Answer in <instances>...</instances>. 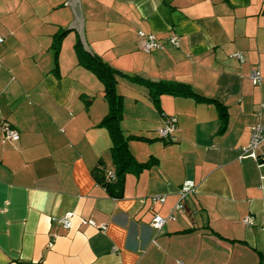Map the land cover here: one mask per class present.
<instances>
[{
  "label": "crops",
  "instance_id": "1",
  "mask_svg": "<svg viewBox=\"0 0 264 264\" xmlns=\"http://www.w3.org/2000/svg\"><path fill=\"white\" fill-rule=\"evenodd\" d=\"M79 2L93 55L203 100L163 95L156 107L145 87L119 79L120 128L145 139L128 149L151 165L126 175L112 198L94 177L114 169L108 131L97 126L108 106L78 65L67 0H0V264H264V143L243 152L264 125V85L249 80L251 70L264 78V1ZM138 31L161 48L144 53ZM166 118L176 120L171 140L158 133ZM3 126L18 141H4ZM185 182L195 190L170 221ZM68 214L69 230L60 224ZM155 216L165 220L159 231Z\"/></svg>",
  "mask_w": 264,
  "mask_h": 264
},
{
  "label": "trees",
  "instance_id": "2",
  "mask_svg": "<svg viewBox=\"0 0 264 264\" xmlns=\"http://www.w3.org/2000/svg\"><path fill=\"white\" fill-rule=\"evenodd\" d=\"M140 32V31H138ZM137 32V33H138ZM66 32L62 31L53 37V73L57 72V60L60 52L61 41ZM77 62L79 66L90 71L103 87L104 100L108 106L107 115L97 125L104 127L109 134L111 140L110 154L114 169L103 175L94 174L96 182L104 188L106 193L112 198H120L122 196L124 179L128 174H139L142 170L148 168L151 163H139L135 160L128 149L129 141H143L142 137L125 136L120 124L122 121V104L123 98L117 93L116 87L119 79H125L128 82L145 87L148 90L149 97L154 106H159V98L163 95L173 97H193L197 100H203L202 97L196 95L187 85L184 84H166L162 82H151L138 76H128L116 69L112 68L108 63L104 62L99 56L91 55L82 49L79 41L74 45ZM220 116H223L222 105L217 104ZM176 126V124H175ZM160 137V136H159ZM173 138V137H172ZM162 140H171L163 139ZM114 174L113 178L109 177V173Z\"/></svg>",
  "mask_w": 264,
  "mask_h": 264
},
{
  "label": "built area",
  "instance_id": "3",
  "mask_svg": "<svg viewBox=\"0 0 264 264\" xmlns=\"http://www.w3.org/2000/svg\"><path fill=\"white\" fill-rule=\"evenodd\" d=\"M137 38L142 42V51L146 54H149L153 50L161 48V46L156 43L154 37L150 34H145L140 31L137 33ZM1 41H2V37L0 36V42ZM169 42L172 46L177 45L176 38H171ZM234 57L236 59L242 58L240 54H235ZM249 80L251 84L254 86L264 85V78L260 75V73L257 70L250 71ZM175 124H176V120L174 118H166L164 120L163 127H161L158 131L160 138L173 139L172 137L175 132ZM1 132L4 141L16 142L19 139L18 134L8 126H3L1 128ZM262 143H264V125H258L252 129L250 142L243 152L245 154L251 153L252 156H254L255 151L258 150V148L261 146ZM113 176L114 174L110 172L109 177L112 179ZM194 190L195 189L192 182L183 183V185L180 187L178 191V196H179L178 204L169 214L168 220L170 221L174 220V213L183 209L182 203L186 200L188 195L194 192ZM152 202L162 204L163 198L161 197L154 198L152 199ZM71 216L72 214H68L67 218L62 219L60 221V224L64 229L69 230L71 228V220H70ZM243 223L248 226L252 225V218L244 219ZM164 224H165V220L161 219L158 216H155L151 223V227L152 229L159 231L164 226ZM102 229H104V227Z\"/></svg>",
  "mask_w": 264,
  "mask_h": 264
},
{
  "label": "water",
  "instance_id": "4",
  "mask_svg": "<svg viewBox=\"0 0 264 264\" xmlns=\"http://www.w3.org/2000/svg\"><path fill=\"white\" fill-rule=\"evenodd\" d=\"M67 5L70 6L72 14H73V22L70 23L69 28L67 30H71L73 28L76 29V32L79 35L81 44L83 46V49L88 53L93 55L89 49L87 48V45L84 43V38L82 35V26H83V20L82 19V14H81V9H80V2L79 0H67ZM65 30V31H67Z\"/></svg>",
  "mask_w": 264,
  "mask_h": 264
},
{
  "label": "rangeland",
  "instance_id": "5",
  "mask_svg": "<svg viewBox=\"0 0 264 264\" xmlns=\"http://www.w3.org/2000/svg\"><path fill=\"white\" fill-rule=\"evenodd\" d=\"M129 151H130V150H129ZM131 152L133 153V151H130V153H131ZM132 153H131V154H132ZM132 156H133V154H132Z\"/></svg>",
  "mask_w": 264,
  "mask_h": 264
}]
</instances>
